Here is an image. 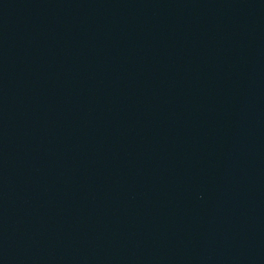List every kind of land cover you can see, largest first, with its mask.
<instances>
[{"label":"water","instance_id":"1","mask_svg":"<svg viewBox=\"0 0 264 264\" xmlns=\"http://www.w3.org/2000/svg\"><path fill=\"white\" fill-rule=\"evenodd\" d=\"M0 264H264V0H0Z\"/></svg>","mask_w":264,"mask_h":264}]
</instances>
